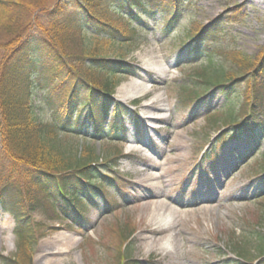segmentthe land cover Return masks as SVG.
Listing matches in <instances>:
<instances>
[{"label":"rangeland","instance_id":"obj_1","mask_svg":"<svg viewBox=\"0 0 264 264\" xmlns=\"http://www.w3.org/2000/svg\"><path fill=\"white\" fill-rule=\"evenodd\" d=\"M41 1L46 9L55 10L57 3L68 6L73 0ZM146 1L150 13L143 20L144 31H138L135 38L130 34L135 29L123 26L100 0L89 1L101 21L119 29L121 43L131 40L126 45L96 37L84 39L73 26H66L55 36L59 51L66 52L69 61L94 82L102 77L90 70L88 60L78 61L75 56L95 54L101 59H123L134 69V74L123 73L117 78L120 82L110 96L111 112L118 103L127 112L124 145L103 138L89 144L66 140L60 142L62 150L88 160V146L97 151L101 148L99 161L91 159L92 165L122 153L129 156L120 157L108 173L120 178L119 184L107 187L110 204L104 197L91 204L85 225L58 219L48 200L41 199L34 211H28L27 225L36 240L31 250L33 264H46L50 259L58 264H124L128 258L125 247L137 264H228L235 259L232 242L241 241L253 230L264 234V140L255 154L246 153L245 147L237 143L227 146L222 164L203 162L225 132V109L232 108L235 115L240 114L237 119L250 109L245 98L247 85L232 99L203 82L198 85L201 90L194 89L189 75L193 71L201 73L203 69L198 64L210 55L194 58L192 48L183 45L190 38L200 37L223 14L230 17L233 6L243 5L244 22L228 25L225 36L212 48L222 68L219 72L224 71L229 79L244 77L252 64L257 66L264 59V0H181L180 15L168 30L164 25L166 15L157 8L161 0ZM148 59L161 61L167 73L145 68L144 61ZM212 72L202 75L210 77ZM40 81L34 79L30 89L35 88L38 119L48 123L52 116L44 104V84ZM192 89L203 97L193 101ZM134 101H140V106L133 107ZM88 129L92 132V128ZM19 169L4 160L0 137V189L7 179L23 184V170ZM144 170H150L155 178L146 181V176L141 175ZM158 219L165 220L168 227L162 240L152 243L146 239L147 230L157 228ZM16 226L11 214L0 211V255L21 256L20 247L24 245L13 235ZM65 237L69 238L63 250L66 253L47 257L58 245L56 241ZM7 238L10 245L6 244ZM249 241L250 248L256 250V238ZM256 254L253 251V261L244 263L256 264Z\"/></svg>","mask_w":264,"mask_h":264},{"label":"trees","instance_id":"obj_2","mask_svg":"<svg viewBox=\"0 0 264 264\" xmlns=\"http://www.w3.org/2000/svg\"><path fill=\"white\" fill-rule=\"evenodd\" d=\"M89 1L73 0L68 6L59 2L55 10H48L41 0H0L1 148L3 158L8 161L9 166H19L23 170L21 173L24 181L21 185L7 179L0 189V211L14 217L17 224L14 235L24 245L23 249L20 247L21 256L0 255V264H33L31 250L36 245V240L26 220L28 211H34L41 199L51 202L58 219L85 225L90 205L96 204L102 197L107 201L109 199L107 204H110L107 187L120 182L118 176L108 174L113 171L120 156L92 165L91 159L95 162L100 159L95 148L89 146V159L81 160L65 153L60 143L74 141L77 137L83 142L103 138L107 142L119 143L123 142L127 134V112L120 103L111 112L110 96L120 82L118 77L123 73L134 74L133 66L123 59H101L95 54L75 56L74 59L78 61L88 60L90 70L102 77L94 82L86 77L81 68L78 69L69 61L66 52L59 51V44L55 40L58 32L66 26H73L84 39L87 36L96 37L118 45L131 42L121 43L119 29L101 21V17L94 14ZM100 2L120 18L123 26L135 29L130 31L132 38H135L138 31H144L146 25L143 20L150 13L146 0ZM182 5L181 0H161L159 7L157 6L166 15L164 25L167 30L174 27ZM243 8V5L233 6L230 17L223 14L200 37L190 38L183 44L186 48H192L194 58L203 54L210 55L198 64L202 66L201 73L193 71L189 75L194 89L196 87L199 91L198 85L203 82L206 87L218 89L226 99H232L233 94L246 85L248 89L245 98L250 109L242 119H237L240 114L235 115L232 108L225 109L227 114L223 119L229 128L217 139L206 155L204 164H222L227 146L237 143L245 147L246 153L255 154L259 152V146L264 140V59L257 66L252 64L244 77L229 79L224 71L219 72L222 68L219 69L212 48L214 43L225 36L228 25L244 22L246 15ZM220 56L223 57L224 54ZM208 70L213 72L210 77L204 74L205 79L202 73ZM34 79L37 82L39 79L44 84V104L52 116L51 122H43L36 115L33 95L35 88L30 89ZM196 90L192 89L195 96L193 101L203 97ZM133 104L139 106L140 101ZM88 128H92V132ZM34 134H37L36 138ZM20 187H25V190H19ZM251 236L256 238L259 245L256 250L250 248ZM263 238L264 234L253 230L248 237L232 242L230 246L235 259L228 264L253 261V251L258 256L256 264H264ZM126 249L125 247L124 251L128 258L124 264H137L130 258L131 251Z\"/></svg>","mask_w":264,"mask_h":264},{"label":"bare ground","instance_id":"obj_3","mask_svg":"<svg viewBox=\"0 0 264 264\" xmlns=\"http://www.w3.org/2000/svg\"><path fill=\"white\" fill-rule=\"evenodd\" d=\"M159 66V68H157L156 66ZM144 67L147 68V69H150V70H155L159 73H163V74H166L167 73V69H165L164 67H162V63L161 61H153V60H145L144 61ZM146 91L147 88H145ZM134 96V95H133ZM129 97H131L130 95L128 97H125L124 100H128ZM141 175L143 176H146L145 180L146 181H152L155 177L152 175V173L150 172V170H144L142 171ZM158 213V212H157ZM166 227L167 226V222H165V220H157V228L155 229H148L147 232V236H146V239L152 243H156L158 241H161V236H163V231L166 230ZM160 236V237H159ZM69 241V238L65 237V238H60V240H57L56 243L58 244L56 247L52 248L49 254V256L47 257H50V256H56L58 254V256L60 255H64L66 252H64V248H66V245H67V242ZM11 241L10 239H6V244L7 245H10ZM46 264H58V261H54L52 259H50Z\"/></svg>","mask_w":264,"mask_h":264}]
</instances>
